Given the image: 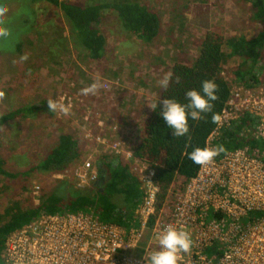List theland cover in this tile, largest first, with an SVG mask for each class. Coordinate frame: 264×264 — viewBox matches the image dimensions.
Here are the masks:
<instances>
[{
  "label": "rangeland",
  "instance_id": "1",
  "mask_svg": "<svg viewBox=\"0 0 264 264\" xmlns=\"http://www.w3.org/2000/svg\"><path fill=\"white\" fill-rule=\"evenodd\" d=\"M72 1L87 4L110 0ZM136 1L157 14V36L149 43L141 42L120 27L112 11L103 10L98 28L105 38L104 51L100 60L93 61L72 39L68 24L55 8L38 1H27L29 7L26 0H0L8 9L4 26L11 33L8 38H0V90L5 93L0 99V113L49 99L58 102L51 116L39 113L19 124L7 123L0 131L1 156L7 168L38 162L55 144L59 132L72 133L81 143L79 157L60 177L31 174L29 191L33 185L39 191L41 187L50 188L55 178H69V168L88 153L96 165L99 154H114L108 145L117 143L128 148L141 120L138 104L142 97L156 99L159 81L174 58H193L206 28L214 27L225 36L232 30L248 34L255 28L246 0ZM20 41L23 43L17 49ZM223 49L227 51L225 45ZM24 55L27 60H21ZM238 61V57L229 58L224 66L223 76L229 87L243 85L232 73ZM249 71L264 82V57L251 64ZM97 81L101 87L95 94H82L83 88ZM96 135L104 136L105 143L95 141ZM9 151L18 154L16 163ZM12 188L0 191V210L9 202ZM147 238L139 243L141 247Z\"/></svg>",
  "mask_w": 264,
  "mask_h": 264
},
{
  "label": "trees",
  "instance_id": "2",
  "mask_svg": "<svg viewBox=\"0 0 264 264\" xmlns=\"http://www.w3.org/2000/svg\"><path fill=\"white\" fill-rule=\"evenodd\" d=\"M27 1L43 2L59 11L68 24L72 39L93 61L100 60L104 51L105 38L98 28L103 10L112 11L120 27L141 42H151L159 32L157 14L136 0H110L87 4L72 0H26L29 6ZM246 2L249 5L250 18L255 24L254 30L248 34L235 33L232 30L225 36L214 27L206 28L202 32L193 58H174L166 72L172 73L167 89L160 86L156 99L147 100L142 97L139 102L141 120L128 147L131 158L126 160L112 153L99 154L95 160L96 180L85 188L75 187L71 176L67 179L55 178L50 188H39L36 203L27 188L31 174L50 176L54 173H64L71 162L79 157L81 143L72 133H57L55 144L38 162H27L19 169L7 168L8 164L1 156L3 148L0 142V180L3 181L0 191L13 187L9 202L0 210V264H5L2 255L6 235L42 213L92 209L102 222L112 223L124 229L137 227L134 210L142 201L144 188L133 170V160L145 162L152 170L151 181L156 187L154 211L157 212L170 202V195L180 190L195 174L198 165L189 159L188 153L196 147H205L206 139L217 123L212 120L213 114L220 115L229 96L230 88L223 76L227 59L239 58L232 67V73L242 84L261 83L250 73L249 68L264 57V0ZM24 41L27 42L28 39ZM22 43H17V49ZM223 45L227 47V51L223 49ZM244 64L247 67H243ZM204 80H212L218 86V99L212 102V111L202 113L203 118L199 120H192L189 116V133L182 137L172 136V129L160 115V100L174 98L186 103L188 90L195 89L203 94L201 89ZM156 102L157 108L150 109L148 105ZM39 113L52 115V111L47 108V101L9 108L0 113V131L7 123L19 124L24 119L38 116ZM253 123L254 118L251 115L242 113L228 124L221 125L216 136L210 140L211 148L223 145L225 152L243 145L262 147V143L250 134ZM9 155L16 163L15 156L18 154L9 151ZM20 156L23 154L19 153ZM152 219L153 216L148 219L147 228L142 231L140 244L148 237Z\"/></svg>",
  "mask_w": 264,
  "mask_h": 264
},
{
  "label": "built area",
  "instance_id": "3",
  "mask_svg": "<svg viewBox=\"0 0 264 264\" xmlns=\"http://www.w3.org/2000/svg\"><path fill=\"white\" fill-rule=\"evenodd\" d=\"M248 84L229 87L205 147H211L210 140L221 125L242 113L254 118L250 134L262 147L243 145L198 165L195 174L157 212L152 170L145 162L133 160V170L144 188L134 210L137 227L124 229L102 222L92 209L42 213L6 235L4 263L150 264V254L160 247V234L171 224L188 232L192 241L187 252L178 253V264H264V82ZM94 140L105 143L104 136L96 135ZM108 147L126 160L131 158L129 148L117 143ZM92 161L88 153L69 168L75 187L85 188L96 180ZM32 187L36 203L38 186ZM151 216L148 238L141 247L139 240Z\"/></svg>",
  "mask_w": 264,
  "mask_h": 264
},
{
  "label": "clouds",
  "instance_id": "4",
  "mask_svg": "<svg viewBox=\"0 0 264 264\" xmlns=\"http://www.w3.org/2000/svg\"><path fill=\"white\" fill-rule=\"evenodd\" d=\"M8 9L6 6L0 4V38H8L11 33L10 30L5 27V14ZM21 60H27V55L21 57ZM172 73L169 71L159 81L162 88L167 89L169 86ZM179 78H177L178 81ZM101 87L100 83L93 82L89 86L83 88L82 94H95ZM217 84L212 80L202 81V93L201 91L192 89L186 92V103H181L174 98H163L160 100L161 112L163 120L166 125L172 129V136L182 137L189 133V116L192 120L202 119V113L211 112L214 105L213 101L218 99L216 94ZM4 91L0 90V99L4 98ZM150 109L155 110L157 108V102L148 105ZM47 108L50 111H56L58 108V102L54 99L47 101ZM66 113L67 108H62ZM219 116L213 114V122L219 121ZM225 149L223 145L215 148L211 147H196L188 153L189 159L197 165H205L210 163L214 157L219 155ZM190 234L186 231L179 230L174 225L169 224L159 236V249L154 251L149 256L150 264H178V253L183 251L187 252L191 246Z\"/></svg>",
  "mask_w": 264,
  "mask_h": 264
}]
</instances>
